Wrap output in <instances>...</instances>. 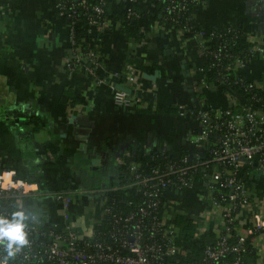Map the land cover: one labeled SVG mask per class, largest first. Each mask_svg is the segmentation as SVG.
Segmentation results:
<instances>
[{
    "label": "crops",
    "instance_id": "1",
    "mask_svg": "<svg viewBox=\"0 0 264 264\" xmlns=\"http://www.w3.org/2000/svg\"><path fill=\"white\" fill-rule=\"evenodd\" d=\"M142 4L152 8L149 0ZM192 13L201 25L232 23L246 32L255 56L236 67L264 90V0H204ZM182 33L157 22L134 40L112 22L95 34L100 60L91 73L74 61L71 25L51 0H0V168L38 186L19 198L17 210L26 220L70 224L89 235L104 218L106 189L123 166L134 164L135 151L195 158L219 139L215 130L201 133L202 113L219 114L244 99L225 90L221 79L206 80L199 37ZM120 86L132 96L129 106L113 100ZM158 103L177 110L159 111ZM242 172L250 202L235 211L238 232L264 217V168L253 157ZM57 192L71 196L68 208ZM213 199L197 174L190 186L167 190L162 212L206 220L214 239L225 223ZM251 239L255 264H264V237Z\"/></svg>",
    "mask_w": 264,
    "mask_h": 264
},
{
    "label": "built area",
    "instance_id": "2",
    "mask_svg": "<svg viewBox=\"0 0 264 264\" xmlns=\"http://www.w3.org/2000/svg\"><path fill=\"white\" fill-rule=\"evenodd\" d=\"M105 0H55V8L60 16L72 18L80 8H91L90 22L97 25V32L108 30L109 21L101 15L105 12ZM183 8V4H179ZM175 8V5L172 6ZM136 14L132 8L128 15ZM71 25L72 42H75ZM75 50V49H74ZM73 58L85 63L91 73L99 64L98 53L87 46L80 45ZM247 60H238L244 62ZM113 100L118 105L129 106L132 96L123 89L113 91ZM222 113V115H220ZM219 113L217 118L208 111L201 115V133L207 135L215 130L219 139L210 149V156L201 160L199 173L212 192L214 207L221 213L225 229L215 240L207 242L198 259H188V247L179 233V229L167 218L160 205L170 188L183 189L192 184L196 172L190 168L191 156L181 155L182 164L171 162L165 168H152L145 172L133 164L123 172V182L115 188L126 191L135 189L139 200H122V206L113 202L103 205L107 227L95 228L89 235H82L70 224L59 227L57 224H43L34 220H23L26 243L13 245L10 255L9 241L0 243V264H249L244 254L247 241L251 237H264V217L257 216L246 231L237 232L234 240L230 238L235 211L249 204L250 197L242 167L256 157L264 168V109L244 100L242 110L233 112L231 107ZM196 158V157H195ZM198 158V155H197ZM193 160H195L193 158ZM195 164V163H194ZM196 165V164H195ZM196 170V169H195ZM38 186L16 177L12 169L0 168V200L8 196L26 195ZM215 190H218L214 195ZM64 208L72 202L70 195L57 192ZM214 208V209H215ZM215 209V210H216ZM0 217L12 221L13 213L0 203ZM206 220H201L199 232L206 229Z\"/></svg>",
    "mask_w": 264,
    "mask_h": 264
},
{
    "label": "trees",
    "instance_id": "3",
    "mask_svg": "<svg viewBox=\"0 0 264 264\" xmlns=\"http://www.w3.org/2000/svg\"><path fill=\"white\" fill-rule=\"evenodd\" d=\"M97 0H90L95 3ZM204 0H149L152 8L147 10L142 0H105V12L101 15L102 21L108 25L109 21L117 22L118 30L123 33L127 38L140 40L145 36L152 26L157 22H167L175 27L183 30V36L196 35L199 37L200 44L205 52V62L203 65V72L207 81L221 79L225 83V90L232 95L237 94L244 100L252 103L253 105L264 109V90L261 89L254 81L247 79L241 72L238 71L236 65L238 60H250L255 56L252 43L248 40L246 32L236 24L228 23L224 27L218 29L208 25H201L196 22L193 16V8L196 4ZM56 15L66 22L72 21V28L74 33L75 42L73 43V50L77 49L81 44L92 49L98 53L96 45V37L91 33L97 30V25L90 22V15L94 14L91 8H80L72 18L67 16H60L57 14L55 8V0H51ZM183 4V8L179 4ZM175 5V8L172 6ZM132 8L136 14L128 15V9ZM74 50V51H75ZM76 52V51H75ZM99 54V53H98ZM98 60L100 57L98 56ZM75 61V59H74ZM79 64L77 61H75ZM134 62L139 68H147L139 59L134 58ZM76 95L73 93V98ZM157 110L163 112H174L177 106L167 103H158ZM233 112L242 110V103L237 102L231 106ZM210 116L217 118L219 114L208 111ZM222 115V113L220 114ZM216 143L210 144L198 158H191L189 164L193 168V172L199 173L201 160L210 156V149ZM179 156H171L164 152H150L144 154L140 151H135L133 155V162L138 164L139 170L149 172L152 168H165L171 162H178L182 164ZM196 165H195V164ZM247 163V162H246ZM132 165H125L121 168L118 181L111 184L106 189L107 203L113 202L115 205L122 206V200L127 197L131 200L138 201L140 194L135 189L126 191V189L115 188L120 185L123 180V172H127L128 168ZM196 169V170H195ZM242 175L244 176L243 172ZM245 177V176H244ZM115 184V185H114ZM218 190L213 191L214 195ZM24 195L8 196L2 198L0 203L3 207L11 210L14 214L18 212L17 204L19 198ZM162 204L160 211H162ZM26 221V219L24 218ZM170 221L179 229L180 236L185 241L188 247L187 258L198 259L203 252V248L207 242L214 241L213 234L208 230L199 232L201 220L193 216H186L180 213H173ZM107 227V219L103 218L99 224L96 225L95 230H104ZM211 232V231H210ZM237 228L233 222L230 230V238L234 240L237 235ZM247 250L244 254L245 260L249 264H255L257 259V251L252 245L250 240L247 241Z\"/></svg>",
    "mask_w": 264,
    "mask_h": 264
},
{
    "label": "clouds",
    "instance_id": "4",
    "mask_svg": "<svg viewBox=\"0 0 264 264\" xmlns=\"http://www.w3.org/2000/svg\"><path fill=\"white\" fill-rule=\"evenodd\" d=\"M23 220L24 214L22 212H15L12 221L0 217V243H3L7 238L10 255L14 254L11 252L13 245H24L27 242Z\"/></svg>",
    "mask_w": 264,
    "mask_h": 264
},
{
    "label": "water",
    "instance_id": "5",
    "mask_svg": "<svg viewBox=\"0 0 264 264\" xmlns=\"http://www.w3.org/2000/svg\"><path fill=\"white\" fill-rule=\"evenodd\" d=\"M120 89H125V87L124 86H120Z\"/></svg>",
    "mask_w": 264,
    "mask_h": 264
}]
</instances>
